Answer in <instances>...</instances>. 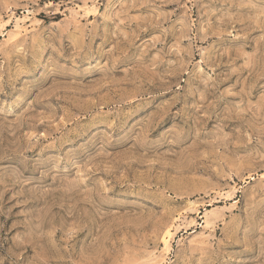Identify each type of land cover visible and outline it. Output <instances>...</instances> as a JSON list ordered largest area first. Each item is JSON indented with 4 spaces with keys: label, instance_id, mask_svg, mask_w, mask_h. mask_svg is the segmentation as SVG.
<instances>
[{
    "label": "rangeland",
    "instance_id": "obj_1",
    "mask_svg": "<svg viewBox=\"0 0 264 264\" xmlns=\"http://www.w3.org/2000/svg\"><path fill=\"white\" fill-rule=\"evenodd\" d=\"M0 264H264V0H0Z\"/></svg>",
    "mask_w": 264,
    "mask_h": 264
}]
</instances>
